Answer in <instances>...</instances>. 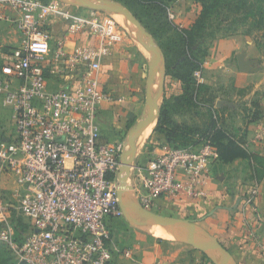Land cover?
<instances>
[{
  "label": "built area",
  "instance_id": "built-area-1",
  "mask_svg": "<svg viewBox=\"0 0 264 264\" xmlns=\"http://www.w3.org/2000/svg\"><path fill=\"white\" fill-rule=\"evenodd\" d=\"M7 11L19 39L0 67L2 104L16 127V135L0 136V240L18 264H111L116 244L107 221L124 217L118 174L125 146L102 139L98 112L114 96L99 87L98 73L126 34L112 19L85 16L61 0H0V20L8 19ZM54 17L67 20L72 33L88 30L97 42L72 51L65 38L53 43L46 26ZM51 74L68 85L52 89ZM195 77L204 82L201 70ZM218 158L211 138L197 147H156L146 165L133 168L135 194L152 210L159 200L206 198ZM7 176L14 208L32 225L23 243L1 196ZM258 194L256 184L247 203Z\"/></svg>",
  "mask_w": 264,
  "mask_h": 264
},
{
  "label": "crops",
  "instance_id": "crops-1",
  "mask_svg": "<svg viewBox=\"0 0 264 264\" xmlns=\"http://www.w3.org/2000/svg\"><path fill=\"white\" fill-rule=\"evenodd\" d=\"M81 14L98 17V13ZM49 28L53 35L52 42L65 38L68 51L97 42V38L88 30L70 32L68 21L61 17L52 18ZM7 53L0 55L3 63ZM146 59L144 53L135 48L127 37L122 43L114 45L110 54L103 58L98 73L99 87L114 96L113 101L104 102L98 112L103 140L109 136L108 132L115 130L119 134L116 140L119 141L131 118L136 116V110L142 108L144 86L147 84ZM227 72H232L231 76L236 81L232 91L238 93L240 98L246 100L250 95L264 91L263 81H255V74L242 71L239 63L237 70L229 68ZM48 78L52 89L68 85L55 74L48 75ZM204 81L213 85L211 79L204 78ZM259 98L261 117L250 122L249 117L244 116L238 123L234 122V114L240 116L239 112H243L242 102L230 101L222 96L216 98V105L219 100L229 101V104L219 108L223 109L228 127L236 137L240 139L244 136V143H240L253 157H240L231 162L218 158L208 176L209 194L206 198L181 197L175 201L157 202V206H165L171 212H181L183 216L178 217L199 220L200 225L232 253L238 264H264V93ZM246 105L250 106L251 102H246ZM251 110L252 107L246 112L250 114ZM256 184L259 194L252 204H248L247 198ZM113 239L116 249L113 250L111 264H213L211 260H204L196 248L165 238L159 240L153 235L129 231L118 235L114 233ZM126 239L128 243H123Z\"/></svg>",
  "mask_w": 264,
  "mask_h": 264
},
{
  "label": "rangeland",
  "instance_id": "rangeland-1",
  "mask_svg": "<svg viewBox=\"0 0 264 264\" xmlns=\"http://www.w3.org/2000/svg\"><path fill=\"white\" fill-rule=\"evenodd\" d=\"M259 1L260 0H250V2L254 3V5L249 2L247 4V7L241 8V10L240 9L238 10L235 7L236 3L233 2L231 6L232 12L228 11L227 9L221 10L218 14L214 15L212 19L207 21L206 23L207 28L203 32L204 33L203 36L207 39V42L205 43L204 46L205 49L207 50V54H206V58L204 59L202 65L203 68L201 69V71H202V75H205L203 76V79L206 78V80L211 79V81H213L212 83L213 85L208 84V82L206 81L203 82L208 86H210V89L208 91H204L203 95L208 98H212V97L218 98L219 96L227 97L230 99V101H235L237 103L241 101L243 105L242 106L243 112L242 111L239 112L240 116H237V113L234 114L235 123L241 122L244 116L245 118L246 116L249 117L248 116L249 114L246 112V110L251 109V107H253L252 101L259 100L260 99L259 95H261V93H264V91H262L258 95L255 94L250 95L246 100H244L242 97L240 98L238 93L232 91L233 85L236 84V81L234 82L235 78L234 76H231L232 72H227L229 68L237 70L238 55L245 54L247 59H251L253 61V63L249 68V73L250 72L254 73L255 81H263L264 84V17L261 16L260 13L258 12ZM61 2L66 6L70 7V9H72L77 13H84V14L98 13V17L100 19H103L105 17L112 19L124 30L126 37L131 41V43L135 46V48L138 47L139 51L143 52L144 49L141 48V46L137 43L138 37L135 26H133L134 27L133 28L132 25H130L129 21H127L122 16L104 11H93L87 7L68 4L63 1ZM122 3L125 4L124 2ZM128 3L130 4V6H133V8L137 10L139 13H142V5L131 0H129ZM125 5L130 9V7L127 4ZM260 5L262 6L264 11V0L263 2H260ZM202 9H203V3L200 0H174L173 3H171V6L168 8V10L174 14V18L171 19L170 18L171 16H169L168 13H167L168 15L167 17L169 18L171 23L176 27H178L179 29L190 28L194 23H196ZM220 9L223 8H219V10ZM253 9L255 11V15L250 16L248 12L252 11ZM46 27L50 29L49 26ZM18 39H19V34L16 27L15 16L12 13H8V19L6 18L0 20V55H3L5 52L9 53L12 50V48L18 44ZM146 50L149 51L147 47ZM146 57H147L146 61H147V78H148L149 64H150L149 62H150L151 54L147 55ZM207 76L209 78H207ZM164 81L165 82H164L163 95L159 100V104L161 102V107L164 102L165 95L171 97V96L180 95L182 93V83L179 80L172 77L171 75H168L167 64H166V75ZM251 84H254V82ZM246 102H251V105L247 106ZM216 107L218 109H221L217 105ZM244 108L247 109L244 110ZM145 111L146 114H148L149 108H147L146 110V85L144 86V98L142 101V108L136 110V116H139L138 118H140ZM199 111L201 112V114L200 113L198 114L197 111L194 112V110H192L191 113H188L186 115L180 114V116H177V119L181 123L185 121L188 124H201L206 126V124L209 122V116L207 115L206 110L200 108ZM219 119H221V121L223 120L224 123L223 125L228 127L229 123L226 122V117L224 116V113L222 111L221 114H219ZM156 125L157 123L155 124L154 129L152 130L151 134L147 137L143 145L139 147V150L137 151V154L135 156V163H134L135 166H139L141 164L143 166L146 165L148 161L153 157V152L155 148L166 143V140L160 134V132L155 131ZM129 128L130 126H128L127 130L123 134V137L122 138L120 137L118 139L119 141L116 140L117 139L116 137H118L119 134L115 133L116 132L115 130H111L110 133L109 132L107 133L109 136L106 137V140L112 142L117 141L121 144L124 143ZM228 129L232 132L230 127H228ZM0 134H2V136L11 135V134L16 135V127L12 120V110L10 108L3 106L1 96H0ZM135 178H136V170H132V177L129 180V182L133 184ZM12 184L13 183L10 177L8 176L5 177V179L3 180V185L1 187V196L3 200L12 207L10 211L11 218L16 219L18 217H22V219H24V216L16 208H14L15 206H17V204L11 196ZM153 210L164 215L183 216L181 212L178 211L171 212L167 208H165V206L154 207ZM107 222L109 227L112 226L114 228L113 232L116 235H118L120 232L127 233L129 231L137 232L148 236L152 235L146 230L145 224L140 222L138 223L137 221H135L134 223L137 225L135 226L131 221L127 220L125 216L120 218H108ZM27 223L29 224L30 226L29 228L31 229L32 226L31 222L27 221ZM13 224L15 226V232H16V225H15L16 223ZM28 233H26V235ZM153 236L162 238L156 235ZM127 239L123 240V243H128ZM184 239L185 238L176 237L174 239H167V240L169 241L173 240V242L175 243H179V244L184 243L190 247L191 246L194 247L192 244L186 242ZM1 242L5 244L6 248L9 250L10 254L16 261L17 258L12 247L7 242L4 241Z\"/></svg>",
  "mask_w": 264,
  "mask_h": 264
},
{
  "label": "trees",
  "instance_id": "trees-1",
  "mask_svg": "<svg viewBox=\"0 0 264 264\" xmlns=\"http://www.w3.org/2000/svg\"><path fill=\"white\" fill-rule=\"evenodd\" d=\"M49 1V0H45ZM127 4L131 11L141 20L143 25L152 33L159 42L164 51L167 72L175 79L182 83V93L176 96L164 97L159 119L155 131L166 140L167 145L172 147H190L199 146L203 140L211 138L213 143L218 147L219 159L224 162H231L237 158L251 159L253 155L245 149L241 143H244V136L240 139L231 132L228 127L224 126L223 120L219 119V114L223 109L216 107V97L208 98L203 95L204 91H208L210 86L203 82H199L195 77V72L201 70L207 50L205 43L207 39L203 36L204 30L207 28L206 23L212 19L214 15L221 10L232 12V3L239 10L247 7L250 0H200L203 3V9L196 23L190 28L179 29L171 23L167 17L168 8L174 0H131L142 5V13L130 6L129 0H119ZM258 3V9L261 16L264 17V11ZM254 5V3L250 2ZM219 8H223L220 9ZM249 15H255L254 9L248 12ZM3 65V59L0 58V67ZM252 110L250 112L249 121H257L261 117V102L259 100L252 101ZM206 110L209 116V122L206 126L201 124L181 123L177 116L180 114L194 112L201 114L199 109ZM137 117L134 116L129 121L128 126L136 123ZM2 137V134H0ZM241 142V143H240ZM15 220V221H14ZM16 223L15 237L19 243H23L25 235L30 230L27 220L22 217L12 219ZM15 227V226H14ZM112 236H114V228L111 226ZM162 238H159L161 240ZM204 260L210 259L202 253ZM0 264H18L14 260L5 244L0 241Z\"/></svg>",
  "mask_w": 264,
  "mask_h": 264
},
{
  "label": "water",
  "instance_id": "water-1",
  "mask_svg": "<svg viewBox=\"0 0 264 264\" xmlns=\"http://www.w3.org/2000/svg\"><path fill=\"white\" fill-rule=\"evenodd\" d=\"M65 3L87 7L93 11H104L120 15L129 21L136 28L138 39L145 44L151 52L149 72L146 84V110L133 124L127 133L124 141V150L121 156V166L118 174L119 188L118 196L124 216L127 220L140 222L146 225H160L173 233L176 237L185 238L184 240L194 246L201 253L205 254L213 264H238L232 253L212 234H210L199 220L192 218H182L173 215H164L152 209L146 208L137 198L135 189L129 180L132 177L135 156L138 151V139L143 130L150 126L154 120L158 122L161 99L164 91V80L166 75L165 54L156 41L152 33L143 25L141 20L122 2L117 0H61ZM163 60V74L159 93L154 94V83L161 68ZM238 63L242 71H249L253 61L246 59L245 54L238 55ZM229 104L227 100H219L217 106L221 107ZM6 140V139H5Z\"/></svg>",
  "mask_w": 264,
  "mask_h": 264
},
{
  "label": "bare ground",
  "instance_id": "bare-ground-1",
  "mask_svg": "<svg viewBox=\"0 0 264 264\" xmlns=\"http://www.w3.org/2000/svg\"><path fill=\"white\" fill-rule=\"evenodd\" d=\"M113 15V14H112ZM118 17V16H117ZM122 18V17H121ZM124 18V17H123ZM130 23V22H129ZM130 25H132L130 23ZM129 27V26H128ZM133 27V25H132ZM134 28V27H133ZM135 33V32H134ZM137 43L141 46V48H143V52L144 54L147 56V55H150L151 53L149 51L146 50V47L145 45H143V43H141L138 39H137ZM162 74H163V60L161 59V68L159 69V72L157 74V77L155 79V83H154V94L156 95L157 93H159L160 91V88H161V82H162ZM155 124H156V120L153 121V123L146 127L141 136L139 137L138 139V150H139V147H141L143 145V143L145 142V140L147 139V137L151 134L152 130L154 129L155 127ZM139 223V222H138ZM146 225V224H145ZM139 226V225H138ZM142 226V225H140ZM146 230L152 234V235H156V236H159V237H162V238H165V239H174L176 238V236L171 233L170 231H168L166 228L160 226V225H154V226H150V225H146ZM173 241V240H172Z\"/></svg>",
  "mask_w": 264,
  "mask_h": 264
}]
</instances>
